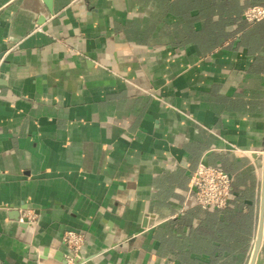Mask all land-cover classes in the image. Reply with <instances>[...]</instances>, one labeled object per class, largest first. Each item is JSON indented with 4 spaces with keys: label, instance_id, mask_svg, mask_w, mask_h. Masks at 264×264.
Instances as JSON below:
<instances>
[{
    "label": "crops",
    "instance_id": "0c3cea01",
    "mask_svg": "<svg viewBox=\"0 0 264 264\" xmlns=\"http://www.w3.org/2000/svg\"><path fill=\"white\" fill-rule=\"evenodd\" d=\"M254 5L53 0L49 16L0 0V264H67L68 230L95 264H249L264 202ZM41 18L55 41L5 54ZM199 164L234 179L222 212L193 205Z\"/></svg>",
    "mask_w": 264,
    "mask_h": 264
},
{
    "label": "built area",
    "instance_id": "2783aa9c",
    "mask_svg": "<svg viewBox=\"0 0 264 264\" xmlns=\"http://www.w3.org/2000/svg\"><path fill=\"white\" fill-rule=\"evenodd\" d=\"M243 19L248 24H255L264 19V5H254L243 10ZM55 38L47 32L44 25L30 28L5 52L12 48L35 49L41 44L54 42ZM3 56L0 57V68ZM234 179L226 171L199 164L190 179V193H192L193 205L204 210L222 212L228 206ZM31 219V217H28ZM63 242L67 248V264H74L79 259L81 248L84 245V236L73 230H68L63 235Z\"/></svg>",
    "mask_w": 264,
    "mask_h": 264
},
{
    "label": "water",
    "instance_id": "95a60500",
    "mask_svg": "<svg viewBox=\"0 0 264 264\" xmlns=\"http://www.w3.org/2000/svg\"><path fill=\"white\" fill-rule=\"evenodd\" d=\"M44 7L47 10V13L49 16L53 15V0H42ZM46 18H41V20L38 21L37 24L41 25L43 22H45ZM150 217V221L148 223H145L144 226L146 227H150L153 225L152 222V216L146 215L144 220H148ZM15 220L16 221H23L24 223H26V220H23L20 216V214H15ZM263 226H264V202L262 204V210H261V218H260V224H259V229H258V233L256 236V240L254 241V248L252 250V254L250 257V262L249 264H264V252H262V248H261V242H262V238H263ZM74 264H95L93 258H82L80 256L79 259H76L74 261Z\"/></svg>",
    "mask_w": 264,
    "mask_h": 264
},
{
    "label": "trees",
    "instance_id": "16d2710c",
    "mask_svg": "<svg viewBox=\"0 0 264 264\" xmlns=\"http://www.w3.org/2000/svg\"><path fill=\"white\" fill-rule=\"evenodd\" d=\"M263 20H264V19H263ZM263 20H261V21H263ZM261 21H260V22H261ZM258 23H259V22H258ZM217 38H218V36H217L216 38H212V43L215 42Z\"/></svg>",
    "mask_w": 264,
    "mask_h": 264
},
{
    "label": "bare ground",
    "instance_id": "6f19581e",
    "mask_svg": "<svg viewBox=\"0 0 264 264\" xmlns=\"http://www.w3.org/2000/svg\"><path fill=\"white\" fill-rule=\"evenodd\" d=\"M27 29H28V27H27V26H25V27H24L23 34H25V32L27 31ZM28 30H29V29H28Z\"/></svg>",
    "mask_w": 264,
    "mask_h": 264
}]
</instances>
